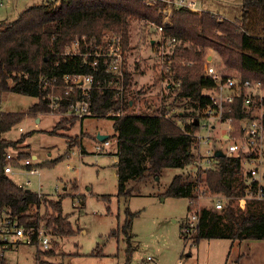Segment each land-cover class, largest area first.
Listing matches in <instances>:
<instances>
[{
	"label": "trees",
	"instance_id": "obj_1",
	"mask_svg": "<svg viewBox=\"0 0 264 264\" xmlns=\"http://www.w3.org/2000/svg\"><path fill=\"white\" fill-rule=\"evenodd\" d=\"M167 4L166 0H153V3L148 0H47L26 7L12 21L0 22V89L37 97L28 111H0V213L8 212L20 225L27 227L43 225L53 237L54 246L58 244L55 237L77 232L69 215L63 211L62 201L68 192L57 198L40 194L28 190L30 187L20 186L5 171V148L15 146L18 141L3 135L29 114L52 109L64 112L78 101L88 100L90 113L61 119L56 126L65 121L74 125L89 116L112 118L118 146L117 195L129 197L133 193L132 181L160 179L166 168L184 169L193 165L199 149L193 134L197 127L194 123L187 125L190 133H186L177 118L198 117V112L210 101L204 90L214 82L203 71L208 49H213L227 67L238 70L243 78L261 80L264 86V0H243L242 14L235 20L221 18L209 10L198 12L174 5L172 25L166 26L161 33L158 27L163 24L162 10ZM136 20L155 26L153 32H159L160 38L178 40L172 53L176 60L173 59L170 71L165 73V77H169L168 91L172 93L163 96V105L155 112H130L135 100L129 94L133 74L128 69L127 50L132 23ZM113 36L120 37L122 42L121 78L107 70L104 59L93 67L84 57L89 48L105 46V37ZM76 42L78 52L66 50ZM178 58L186 62L180 63ZM75 73L94 76L89 95L85 96L80 88L69 93L63 89L61 95H57V107H52L51 91L60 89L64 74ZM116 83L123 86L121 93L113 87ZM169 98L172 99L168 101ZM176 106L183 110L169 115ZM235 108L234 122L238 124L242 115L241 98ZM24 138L26 135L19 141ZM74 142H78V137ZM28 152L21 151L18 159L30 157ZM82 152H87L84 147ZM200 189L224 194L229 200L224 209L214 205L201 207L197 241L203 238L264 240V202L248 200L245 208L236 203V198L246 193L239 156L220 157L216 167L207 171L175 174L164 194L189 198L198 196ZM103 197L109 202L112 200L111 195ZM138 213L126 208L123 226L113 229L111 234L123 232L130 241L129 230ZM37 241L35 236L33 244L37 245ZM132 250L130 245L128 251ZM53 252L52 244L47 250L38 248L37 258ZM131 256L126 264L130 263ZM1 263L11 264L4 257Z\"/></svg>",
	"mask_w": 264,
	"mask_h": 264
},
{
	"label": "rangeland",
	"instance_id": "obj_2",
	"mask_svg": "<svg viewBox=\"0 0 264 264\" xmlns=\"http://www.w3.org/2000/svg\"><path fill=\"white\" fill-rule=\"evenodd\" d=\"M43 1L47 0H4V4L0 5V22L12 21L26 7ZM195 1L198 12L209 10L231 20L242 14L243 0ZM173 8L174 4L168 3L162 10L170 14L168 26L172 25ZM154 29L155 26L145 25L139 20L132 23L127 50V65L133 74L129 94L135 100L131 113L159 111L163 96L172 93L167 88L162 52L158 49L160 33L153 32ZM76 48L72 44L66 50ZM211 61L225 72L239 74L238 70L227 67L219 54L210 48L203 71ZM178 62L185 63L186 59L178 58ZM60 86V89L51 92L61 95L64 86ZM36 101V96L0 89V111H28ZM178 110H183V107H174L169 115ZM75 116L70 108L64 112L52 109L29 114L3 135L18 141L15 146L5 148L4 153L29 151L31 156L37 154L35 159L40 172L31 175V190L54 198L68 192L62 201L63 211L69 215L77 232L67 237H55L58 241L57 246L52 243L55 252L43 254L40 258H37L39 243L38 246L28 243L9 246L2 257L11 264H126L132 254L129 264H146L148 256L153 257L148 264H175L183 250L187 252L190 246L182 234V224L189 214V198L166 196L164 192L175 174L193 172L196 167L166 168L160 179L151 177L147 181H132L133 193L129 197H119L115 166L118 146L113 119L89 116L83 121L79 119L74 125L65 121L56 126L61 119ZM52 129H55L54 132H51ZM99 133L110 136L111 140V145L104 146L101 153L96 147L102 143ZM25 135L26 138L19 141ZM76 137L77 143L74 142ZM221 143H216V147L225 144L224 141ZM82 147L87 152H82ZM205 148L207 145L202 146V153H205ZM53 160L56 162L52 163ZM12 177L16 181L25 179V175L21 179L16 175ZM103 195H111L112 200L107 201ZM198 199L202 206L214 205V194L209 191ZM126 208L139 212L129 230L130 241L123 232L111 234L113 229L123 226L127 218ZM130 245L133 248L131 252L128 251ZM192 250L197 251L202 264H264V240L203 238Z\"/></svg>",
	"mask_w": 264,
	"mask_h": 264
},
{
	"label": "built area",
	"instance_id": "obj_3",
	"mask_svg": "<svg viewBox=\"0 0 264 264\" xmlns=\"http://www.w3.org/2000/svg\"><path fill=\"white\" fill-rule=\"evenodd\" d=\"M153 3V0H148ZM177 7L184 6L196 11L197 3L195 0H166ZM4 0H0V5ZM163 24L160 25L159 32H163L168 26L170 14L167 11L163 13ZM107 44L89 48L84 57L89 60L93 67L104 59L107 63V70L112 72L117 78L123 76L124 53L121 38L117 36L105 37ZM178 42L175 37L160 38L158 49L162 52L161 58L164 63L163 71H170V63L173 61V46ZM74 49L78 52V42ZM212 58V56H211ZM205 65L204 73L213 80V85L204 90L209 95V103L198 112V117H179L178 123L186 133H190L187 125L192 123L197 127L194 135L199 142L197 157L193 162L196 172L207 171L216 167L218 159L217 150H222L225 156H239L242 160V172L246 183V193L236 198V203L245 208L248 200L264 202V86L261 80L243 78L240 74H233L219 69L211 62ZM167 77V82H168ZM94 76L92 74H64L61 78L62 86L65 92L80 88L85 96L89 95V90L93 86ZM180 83H177L179 85ZM118 93L122 92V85L114 84ZM206 90L209 92L207 93ZM51 106L57 107L56 100L59 96L51 95ZM241 98L242 115L239 117V123H235L234 115L235 104ZM74 115L82 117L90 113V102L88 100L78 101L70 107ZM198 120L196 124L195 121ZM23 128L21 127L20 130ZM102 143L97 144V150L101 153L104 146L111 145L110 138L99 139ZM225 142L222 147H216V143ZM213 144V146H212ZM207 145L205 153L201 152L202 146ZM18 153L6 151L4 157L6 160L5 171L9 175H16L22 181H16L20 186L30 187L32 184L31 175L40 172L39 163L36 157L18 159ZM40 194L41 191H38ZM205 190L200 189L198 196L189 197V214L182 224V234L186 244L190 242L189 250L181 253L175 264H202L195 248L200 241L195 239L200 222V209L202 205L199 196L203 195ZM228 196L224 194H214L213 204L217 209H224L228 202ZM37 236V243L42 250L51 247L52 238L43 225L39 227H27L20 225L16 219H13L6 211L0 213V264L4 256L5 249L9 246H15L19 243H34V237ZM153 260L152 256L145 259L148 264Z\"/></svg>",
	"mask_w": 264,
	"mask_h": 264
},
{
	"label": "water",
	"instance_id": "obj_4",
	"mask_svg": "<svg viewBox=\"0 0 264 264\" xmlns=\"http://www.w3.org/2000/svg\"><path fill=\"white\" fill-rule=\"evenodd\" d=\"M195 123L197 124L198 120H196ZM107 137H108V135H106V134H101V133L98 134V138L101 139V140L106 139ZM216 156L217 157H224L225 153L222 150H217L216 151ZM28 190H30V188H28Z\"/></svg>",
	"mask_w": 264,
	"mask_h": 264
},
{
	"label": "crops",
	"instance_id": "obj_5",
	"mask_svg": "<svg viewBox=\"0 0 264 264\" xmlns=\"http://www.w3.org/2000/svg\"><path fill=\"white\" fill-rule=\"evenodd\" d=\"M39 120H40V119L37 118V121H38V122H39ZM32 157H34V158L37 157V154H36V153H33V154H32Z\"/></svg>",
	"mask_w": 264,
	"mask_h": 264
}]
</instances>
